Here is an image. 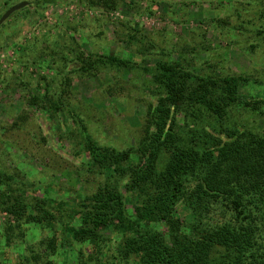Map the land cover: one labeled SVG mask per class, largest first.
<instances>
[{
	"label": "rangeland",
	"instance_id": "374dc122",
	"mask_svg": "<svg viewBox=\"0 0 264 264\" xmlns=\"http://www.w3.org/2000/svg\"><path fill=\"white\" fill-rule=\"evenodd\" d=\"M22 1L30 5L0 25V170L31 201L37 197L51 205L77 204L104 184L110 173L89 162L83 144L87 139L133 150L131 156L137 157L148 106L164 92L154 76L161 62L217 79L251 76L238 96L264 99V33L257 35L264 29L260 15L264 0H119L111 9L89 0H0V17ZM65 44L85 54L115 55L131 62L125 68H99L89 76L78 71L67 53L62 59L60 48ZM43 76L53 85L51 101L38 103L47 104V110L29 104L31 95L43 94L39 85ZM65 78L70 80L67 85ZM182 105L185 115L178 126L184 138L191 130L217 126L213 117L194 116ZM228 118V126L264 132V106L255 110L235 104ZM159 157L166 160L165 153ZM134 202L128 201L129 212ZM220 212L215 220L225 218ZM6 220L0 215V229ZM103 232L110 240L105 247L113 262L124 230L109 226ZM13 235V243L0 235V264H44L47 253L39 261L29 254L52 238L53 231L21 224ZM70 246V242L59 246L51 260L76 264Z\"/></svg>",
	"mask_w": 264,
	"mask_h": 264
},
{
	"label": "trees",
	"instance_id": "16d2710c",
	"mask_svg": "<svg viewBox=\"0 0 264 264\" xmlns=\"http://www.w3.org/2000/svg\"><path fill=\"white\" fill-rule=\"evenodd\" d=\"M89 1L106 9L119 4ZM260 15L264 18V5ZM263 33L264 29L257 35ZM60 52L89 76L99 68H125L131 62L115 55L85 54L69 44ZM157 65L155 83L164 92L148 106L137 157L131 156L133 150L120 151L91 139L83 143L89 162L110 173L95 193L77 204L51 205L37 197L34 202L0 170V215L7 218L0 235L6 242L15 241L13 234L21 224L34 223L55 234L37 250L30 246V259L39 261L48 254L44 264H55L51 256L69 242L76 264H264V132L226 125L230 106L241 103L262 110L264 99L238 96L242 84L251 80L248 75L217 79L194 75L176 64ZM69 82L65 78V85ZM39 85L43 94L31 95L29 104L47 110V104L38 103L51 101L53 85L45 76ZM182 103L194 116L213 117L217 126L191 130L184 138L178 126L185 115ZM128 201H135L131 212ZM218 209L225 217L222 221L214 219ZM109 226L124 230L113 262L105 247L110 240L103 232ZM77 241L83 245L76 247Z\"/></svg>",
	"mask_w": 264,
	"mask_h": 264
},
{
	"label": "water",
	"instance_id": "95a60500",
	"mask_svg": "<svg viewBox=\"0 0 264 264\" xmlns=\"http://www.w3.org/2000/svg\"><path fill=\"white\" fill-rule=\"evenodd\" d=\"M29 4L28 1L19 2L13 6H11L1 17H0V25L3 24L14 12L26 7Z\"/></svg>",
	"mask_w": 264,
	"mask_h": 264
}]
</instances>
